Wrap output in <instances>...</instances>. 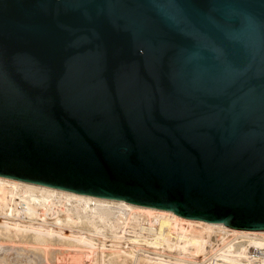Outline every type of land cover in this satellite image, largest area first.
<instances>
[{
    "label": "water",
    "instance_id": "water-1",
    "mask_svg": "<svg viewBox=\"0 0 264 264\" xmlns=\"http://www.w3.org/2000/svg\"><path fill=\"white\" fill-rule=\"evenodd\" d=\"M0 176L264 230V0H0Z\"/></svg>",
    "mask_w": 264,
    "mask_h": 264
},
{
    "label": "bare ground",
    "instance_id": "bare-ground-1",
    "mask_svg": "<svg viewBox=\"0 0 264 264\" xmlns=\"http://www.w3.org/2000/svg\"><path fill=\"white\" fill-rule=\"evenodd\" d=\"M16 197L20 199L19 202L14 200ZM62 208L68 212L64 218L58 215ZM0 210V216L5 218L4 220L0 218V237L11 239L9 244L0 243V259L9 258L11 262L17 260V264H24L27 260L30 264H40L43 259L33 254V257L29 256L30 258L26 259L22 251L21 255L14 254V251L20 250V244L45 246L50 240L55 239L67 242L71 249L74 248L70 252L74 251L72 256L76 262L80 258L96 261L95 255L100 253L103 259L109 254H120L123 258L129 257L132 263L138 256L137 250L135 252L134 248L133 250L122 246L119 240L128 239L136 243L135 241L140 238L150 239L152 240L150 243L145 242L146 246L148 243L162 245L168 249V253L155 250L154 256H146L163 261L165 264H201L190 258H205L208 253L206 246L210 255L206 260L203 259L205 262L202 264H247L245 260L247 247H257L264 242V230L233 228L222 222L185 218L174 214L171 210L141 206L122 199L75 193L1 176ZM51 211H54V215L47 218ZM21 214L27 218V224L21 222L20 219H23ZM33 216L38 217L41 222L35 225L32 221ZM70 217L75 223H84L86 231L79 229L74 234L63 233L61 229L69 224ZM48 219L57 230L53 229L54 226L49 228L50 224L45 227ZM69 226L71 227L70 224ZM117 228L122 230L121 235L115 232ZM215 230L220 232L216 233ZM125 233L130 235L126 237ZM213 233L215 234L212 235ZM96 237L99 240L110 237L113 242L107 245L101 240L98 244L95 241ZM103 249L110 251L106 254ZM136 261L140 264L139 259ZM2 262L1 264H6Z\"/></svg>",
    "mask_w": 264,
    "mask_h": 264
},
{
    "label": "rangeland",
    "instance_id": "rangeland-1",
    "mask_svg": "<svg viewBox=\"0 0 264 264\" xmlns=\"http://www.w3.org/2000/svg\"><path fill=\"white\" fill-rule=\"evenodd\" d=\"M14 200L16 201V202H19L20 201V199H18V197H16V198H14ZM9 204H11L10 202H9ZM38 209H39V207H38ZM1 211V210H0ZM54 211H56V209L54 210ZM54 211H51V212H49V215H48V217L47 218H51L54 214ZM58 215H60V217L61 218H64L65 216H67L68 215V212L67 211H65L63 208L61 209V211H59L58 212ZM21 216V218H23V219H20L21 220V222L22 223H24V224H27V218H24L25 217V215L24 214H21L20 215ZM0 218H1V220H4L5 218L4 217H1L0 216ZM70 219V222H69V224L71 225V227L69 226V224L68 225H66V226H63L62 227V229H61V231L63 232V233H66V234H74V232L76 233L77 231H79V229H80V231H86V229H85V227H84V223H75L74 221H73V218H69ZM12 220V219H11ZM18 221V220H17ZM32 221H33V223L35 224V225H37V223H40L41 221H40V219L38 218V217H35V216H33V218H32ZM35 221V222H34ZM51 220L50 219H48V221H47V223L45 224V227H47V225L48 224H50V225H48L49 226V228H53V226H54V230H57V228H56V226L55 225H53L51 222H50ZM52 225V226H51ZM69 226V227H68ZM67 231V232H66ZM122 230L120 229V228H117L116 230H115V232H117V234L119 235H121L122 234V232H121ZM217 230H215V232H216ZM218 232H220V231H218ZM218 232H216V233H218ZM228 233V232H227ZM215 233H213L212 235H214ZM109 235V234H108ZM128 235H130L129 233H125V236L126 237H128ZM233 236V235H232ZM9 237H0V243H1V245L2 244H9L8 242H11L10 240L11 239H8ZM98 237H96L95 238V241L98 243V244H100V241L102 240V241H104L107 245L108 244H111L113 241H112V239L110 238V237H107V239H101V240H99V239H97ZM120 241V243H121V245L122 246H124V247H126V248H129V249H135V252H136V250H137V252H136V254L138 255L137 256V258H136V260H138L139 259V263L140 264H165V262H163V261H159V260H155V259H153V258H149V257H147L146 255H148V256H154L155 254L153 253L155 250H157V251H160V252H165V253H168V249L165 247V246H162V245H155V244H149L150 243V241H152V240H150V239H148V240H143V239H139L138 241H135L136 243H134V241L133 240H128V239H120L119 240ZM133 241V242H132ZM4 242H6V243H4ZM138 242H139V244H138ZM144 243V245L147 243V242H149L148 243V246H150V247H148V246H144L142 243ZM146 242V243H145ZM12 244V243H11ZM66 244V245H65ZM136 244V245H135ZM143 245V246H142ZM22 246V247H21ZM31 246V247H30ZM39 246H40V248H39ZM153 246H156V247H161L160 249L159 248H154ZM24 247H26L25 249H24ZM29 247V248H28ZM108 247V246H107ZM145 247H147V248H145ZM20 250L18 251V250H16V252L14 251V254H19L20 253V255L22 254L21 253V251L23 252V256H25V258L26 259H29L30 257H33L32 256V254L33 255H37V256H40L41 258H43V259H41V263L40 264H82V262L84 263V264H92V263H94V264H137V262L138 261H133V263H132V260L129 258V257H126V258H123L120 254H115V255H111V254H109V255H107L106 257H105V259H103V258H101L100 256V253L99 254H96L95 255V258H96V261H94V260H92V259H88V258H84V260H82L81 258H80V260L79 261H75L74 260V258H73V253H74V251H73V253H71L70 251H72V249H74L73 247H72V249H71V247L67 244V242H62L61 240H50V242H49V244H47V245H28V244H20ZM31 248V249H30ZM33 248V249H32ZM36 248V249H35ZM37 248H38V251H37ZM68 248V249H67ZM137 248V249H136ZM206 248H207V252L208 253H206V256H205V258H199V257H192V258H190L191 260H195V261H198L199 263H203V262H205V260L207 259V257L210 255V252H209V248H208V246H206ZM22 249V250H21ZM35 249V250H34ZM70 249V250H69ZM97 250H100V248H96ZM133 249V250H134ZM163 249V250H162ZM165 249V250H164ZM31 250V251H30ZM66 250V251H65ZM69 250V251H68ZM33 251H34V253H33ZM46 253H45V252ZM103 252H106V254H107V252L108 251H110L109 249H103L102 250ZM24 252H25V254H24ZM44 252V253H43ZM40 253V254H39ZM44 255V257H43V255ZM45 254H47V255H45ZM141 254V255H140ZM42 255V256H41ZM111 255V256H110ZM30 256V257H29ZM48 256V257H47ZM67 256V257H66ZM46 257V258H45ZM2 258V257H1ZM49 259V260H48ZM203 259H205V260H203ZM7 260V261H6ZM66 260V261H65ZM86 260V261H85ZM103 260H104V262H103ZM3 261V262H2ZM8 261H10V259L9 258H7V259H3L2 258V260L0 259V264H1V262L2 263H6V264H17L18 263V261L17 260H15V261H13V262H8ZM16 261H17V263H16ZM47 261V262H46ZM49 262V263H48ZM59 262V263H58ZM65 262V263H64ZM97 262V263H96ZM102 262V263H101ZM30 264V263H28V260L27 261H25L24 262V264ZM194 264V263H193ZM197 264V263H196Z\"/></svg>",
    "mask_w": 264,
    "mask_h": 264
},
{
    "label": "built area",
    "instance_id": "built-area-1",
    "mask_svg": "<svg viewBox=\"0 0 264 264\" xmlns=\"http://www.w3.org/2000/svg\"><path fill=\"white\" fill-rule=\"evenodd\" d=\"M245 260L247 264H264V242L257 247L248 246Z\"/></svg>",
    "mask_w": 264,
    "mask_h": 264
}]
</instances>
